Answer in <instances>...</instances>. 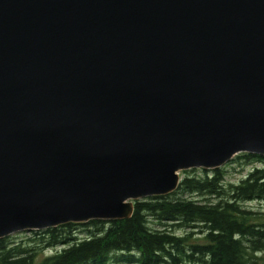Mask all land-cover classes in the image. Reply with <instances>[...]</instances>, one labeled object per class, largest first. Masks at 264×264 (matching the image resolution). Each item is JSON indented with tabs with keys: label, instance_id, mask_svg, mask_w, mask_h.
Wrapping results in <instances>:
<instances>
[{
	"label": "water",
	"instance_id": "obj_1",
	"mask_svg": "<svg viewBox=\"0 0 264 264\" xmlns=\"http://www.w3.org/2000/svg\"><path fill=\"white\" fill-rule=\"evenodd\" d=\"M238 154L264 157V0H0V239Z\"/></svg>",
	"mask_w": 264,
	"mask_h": 264
},
{
	"label": "trees",
	"instance_id": "obj_2",
	"mask_svg": "<svg viewBox=\"0 0 264 264\" xmlns=\"http://www.w3.org/2000/svg\"><path fill=\"white\" fill-rule=\"evenodd\" d=\"M239 160L259 166L235 184L223 168L190 169L171 194L134 201L128 219L32 231L33 248L0 239V264H264V157L230 163ZM55 247L37 260L36 250Z\"/></svg>",
	"mask_w": 264,
	"mask_h": 264
},
{
	"label": "rangeland",
	"instance_id": "obj_3",
	"mask_svg": "<svg viewBox=\"0 0 264 264\" xmlns=\"http://www.w3.org/2000/svg\"><path fill=\"white\" fill-rule=\"evenodd\" d=\"M233 158H232V160H233ZM230 162H231V160L227 164L222 166L221 168H223L225 170V177H224L225 182L234 183V184L237 183L240 178H243L251 167L259 166L258 163H249L248 165H243V162L241 160L235 161L234 163H230ZM183 173H184V171L178 172L179 181L183 178V176H184ZM245 205L250 206L255 211L260 209V205L255 203V202L245 204ZM76 232L79 234L80 237L83 236V234H84L82 232V228H79ZM176 234L179 235L178 232ZM195 236L196 235H194V237ZM30 237H31V232H21V233L10 235L6 238H8L9 242H15V244L21 243L23 245V247L28 246V248H33L34 244L32 242L27 243V239ZM9 246H11V245H9ZM35 246H38V244H36ZM56 248H58V247L47 248V249H43V250H41V249L36 250L37 260H41L43 257L51 255L55 251ZM36 249H38V247H36ZM108 264H117V263H115V262H113V260H111Z\"/></svg>",
	"mask_w": 264,
	"mask_h": 264
}]
</instances>
